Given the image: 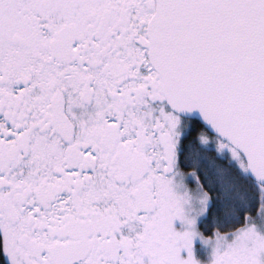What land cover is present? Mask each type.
Returning a JSON list of instances; mask_svg holds the SVG:
<instances>
[{"label": "snow or ice", "instance_id": "snow-or-ice-1", "mask_svg": "<svg viewBox=\"0 0 264 264\" xmlns=\"http://www.w3.org/2000/svg\"><path fill=\"white\" fill-rule=\"evenodd\" d=\"M0 264H264V0H0Z\"/></svg>", "mask_w": 264, "mask_h": 264}]
</instances>
